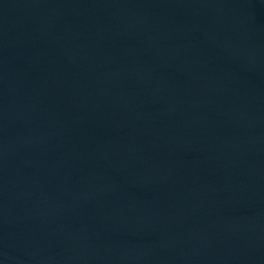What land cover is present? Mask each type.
Here are the masks:
<instances>
[{
  "label": "water",
  "instance_id": "obj_1",
  "mask_svg": "<svg viewBox=\"0 0 264 264\" xmlns=\"http://www.w3.org/2000/svg\"><path fill=\"white\" fill-rule=\"evenodd\" d=\"M0 264H264V0H0Z\"/></svg>",
  "mask_w": 264,
  "mask_h": 264
}]
</instances>
